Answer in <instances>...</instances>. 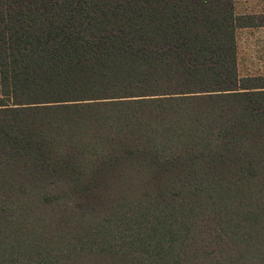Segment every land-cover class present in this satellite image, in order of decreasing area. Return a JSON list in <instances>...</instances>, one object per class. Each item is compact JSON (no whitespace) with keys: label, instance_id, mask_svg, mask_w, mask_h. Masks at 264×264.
Segmentation results:
<instances>
[{"label":"trees","instance_id":"obj_1","mask_svg":"<svg viewBox=\"0 0 264 264\" xmlns=\"http://www.w3.org/2000/svg\"><path fill=\"white\" fill-rule=\"evenodd\" d=\"M234 0H0V264H264V74Z\"/></svg>","mask_w":264,"mask_h":264},{"label":"rangeland","instance_id":"obj_2","mask_svg":"<svg viewBox=\"0 0 264 264\" xmlns=\"http://www.w3.org/2000/svg\"><path fill=\"white\" fill-rule=\"evenodd\" d=\"M240 8L264 9V0H238ZM239 9V8H238ZM239 11V10H238ZM240 65L241 73L264 70V28L248 32V39H242Z\"/></svg>","mask_w":264,"mask_h":264},{"label":"crops","instance_id":"obj_3","mask_svg":"<svg viewBox=\"0 0 264 264\" xmlns=\"http://www.w3.org/2000/svg\"><path fill=\"white\" fill-rule=\"evenodd\" d=\"M234 7H235V11L237 14H250V15H262L264 14V9H257V10H250L247 8H240V5L238 4V0H234ZM239 8V9H238ZM239 10V11H238ZM260 28H264V25L261 26H256V27H244V28H240L237 30L236 32V40H237V47H238V72L240 75L242 76H247V75H257V74H264V70L261 71L259 69H257L256 71H248L245 73H241L240 69H241V65H240V58H241V49H242V39L247 40L248 39V32H253L256 29H260Z\"/></svg>","mask_w":264,"mask_h":264}]
</instances>
